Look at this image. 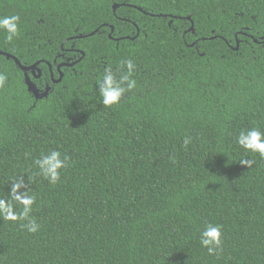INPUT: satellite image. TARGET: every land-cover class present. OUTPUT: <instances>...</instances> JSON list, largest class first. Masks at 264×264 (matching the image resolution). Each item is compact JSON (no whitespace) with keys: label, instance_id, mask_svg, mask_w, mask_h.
<instances>
[{"label":"trees","instance_id":"obj_1","mask_svg":"<svg viewBox=\"0 0 264 264\" xmlns=\"http://www.w3.org/2000/svg\"><path fill=\"white\" fill-rule=\"evenodd\" d=\"M13 14L0 51L38 64L0 55V197L31 177L41 227L0 218V264H264V159L236 143L264 130V0H0ZM125 59L137 87L106 107L97 80ZM53 149L69 157L55 185L34 163Z\"/></svg>","mask_w":264,"mask_h":264},{"label":"clouds","instance_id":"obj_2","mask_svg":"<svg viewBox=\"0 0 264 264\" xmlns=\"http://www.w3.org/2000/svg\"><path fill=\"white\" fill-rule=\"evenodd\" d=\"M21 17L18 14L0 16V32L6 33L5 41L12 42L21 34ZM136 65L133 60H121L113 70L106 67L101 78L97 80V89L101 102L106 107L118 104L126 93L137 87V81L133 78ZM8 81V76L0 72V88H3ZM191 142L190 137H185L184 144ZM236 143L248 153L258 154L264 159V130L259 126L241 128L236 137ZM38 167V176H42L50 184L55 185L61 179L62 171L69 167V157L58 149H53L34 161ZM254 161L245 158L240 164L250 168ZM31 177L25 181L23 176L15 178L11 185L8 196L0 197V218L7 221L23 222L21 227L29 233H37L41 225L31 215L33 205L36 203L35 194H31ZM17 205L22 210H17ZM200 246L207 250L209 256H217L223 251V226L208 222L199 231Z\"/></svg>","mask_w":264,"mask_h":264},{"label":"water","instance_id":"obj_3","mask_svg":"<svg viewBox=\"0 0 264 264\" xmlns=\"http://www.w3.org/2000/svg\"><path fill=\"white\" fill-rule=\"evenodd\" d=\"M118 7H119V5H117V4H114V5L112 6V11H113V13L115 12V10H116ZM139 10H140V9H139ZM191 29H192V27H191ZM112 31H113V29H112V27H111V32H112ZM94 33H96V32H92V33H90L89 36L93 35ZM137 34H138V33H137ZM81 37H82V36H79V38H81ZM235 50H238V41H236V47H235ZM82 54H83V53H82ZM0 55L5 56L7 59H10V58H11V59L16 63V65L19 66V68H20L21 70H23L24 72H27V71H31V70H32V73L34 74V71H33V70L36 69L37 64H38V63H35V64L31 65V66L25 67V66H22V65L20 64V62L18 61V59L15 58L14 56H11V55H9V54H7V53H4V52H1V51H0ZM73 65H74V63H72V64H60V65L57 67V69L59 70V69H60L61 67H63V66H65V67H71V66H73ZM37 73H38V75H36V77L39 78L40 75H41V72H40L39 69H37ZM61 79H62V74H60L59 78H58L56 81H54V82H55V83H58V82L61 81ZM25 84H26V86H27L28 91L31 92V93L34 95V97H35L36 99H39V98H42L43 96H45L46 92L43 93V94L39 93V90L35 87V85L31 82V80L28 78V76H27L26 74H25Z\"/></svg>","mask_w":264,"mask_h":264},{"label":"flooded vegetation","instance_id":"obj_4","mask_svg":"<svg viewBox=\"0 0 264 264\" xmlns=\"http://www.w3.org/2000/svg\"><path fill=\"white\" fill-rule=\"evenodd\" d=\"M56 71H57V74H59V76H60V74H62V73H61V71H60V69H59V70H58V69H56ZM50 78H51L50 80L52 81V78H53V76H52V77H50ZM58 78H59V77H58Z\"/></svg>","mask_w":264,"mask_h":264}]
</instances>
